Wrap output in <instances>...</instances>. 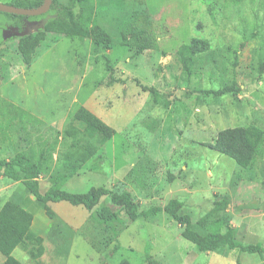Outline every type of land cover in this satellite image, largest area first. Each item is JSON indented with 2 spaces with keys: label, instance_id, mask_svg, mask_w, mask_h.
Listing matches in <instances>:
<instances>
[{
  "label": "rangeland",
  "instance_id": "1",
  "mask_svg": "<svg viewBox=\"0 0 264 264\" xmlns=\"http://www.w3.org/2000/svg\"><path fill=\"white\" fill-rule=\"evenodd\" d=\"M75 11L85 26L97 24L111 35L110 50L49 32L28 64L20 41L42 31L51 15L18 22L0 12V160L23 153L38 161L44 150L39 183L46 193L70 173L60 160L84 146L79 135L64 131L86 107L116 134L62 183L63 190L127 191L140 211L178 199L200 235L232 227L237 245L264 248V141L245 169L202 145L229 128L264 130V0H87ZM133 32L156 49L138 54ZM195 38L211 49L196 57L188 75L177 52ZM233 86L237 93H205ZM216 194L230 197L226 211L213 212ZM7 201L35 215L32 232L44 240L39 259L15 250L23 264H150L149 246L161 264H264V256L227 245L200 252L166 213L131 221L108 197L91 214L67 202L42 204L23 181L0 175V209Z\"/></svg>",
  "mask_w": 264,
  "mask_h": 264
},
{
  "label": "trees",
  "instance_id": "2",
  "mask_svg": "<svg viewBox=\"0 0 264 264\" xmlns=\"http://www.w3.org/2000/svg\"><path fill=\"white\" fill-rule=\"evenodd\" d=\"M87 0H75L77 3L86 2ZM44 0H14L8 4L18 8L36 9L43 5ZM74 3V6L76 7ZM74 6H67L59 0H52L51 8L48 13L35 16L25 17L13 14H6L13 21L20 22L23 19H38L51 15L49 22L42 31L35 35L23 37L19 44V52L26 63H31L40 44L44 41L46 34L49 32L58 33L63 36L84 37L92 40L97 46L105 50L112 48V37L101 26L95 24L85 26L83 15L75 11ZM79 7V6H78ZM140 44L138 54L146 50L156 49V46L146 37L143 38L139 32H133ZM211 49L209 41L203 39H193L189 44L180 47L177 57L182 64L186 74L191 75L195 65L196 57L207 53ZM154 92V88H146ZM238 86L226 87L220 90H209L205 93L208 95L223 96L227 93H237ZM66 137L79 135L83 140L84 146L76 145L73 151L64 156L60 163L63 167L70 169L67 176L60 177L58 182L42 193L40 191L39 179L41 176L42 161L44 160L45 151L40 154L38 161L23 153H17L10 160H0V175L13 181H23L31 195L40 203H60L67 202L73 206H82L89 213H93L103 198L108 197L112 205L124 209L131 221L140 218H148L150 215L166 213L182 229V237L193 243L200 252H211L227 245L228 249L235 251L237 249L250 254H259L264 256V248L261 245H237L234 237V230L228 227L227 232L215 231L207 235H200L193 230V222L190 215L181 214L183 203L178 199H173L164 207H153L148 211H140V204L136 201L134 195L130 192L117 193L110 189L101 187L93 188L87 194H72L62 188V183L71 176L77 174L83 165L96 156L98 147L111 140L116 131L92 111L86 107H80L74 114L72 121L64 131ZM97 140V146H93V141ZM264 141V130L256 125L246 127H235L218 132L213 143H203L204 147L215 150L222 155L233 159L240 167H250L258 154L260 146ZM99 158H102L101 156ZM92 169L98 170L100 165L97 163L91 165ZM217 199L214 203L213 212L226 211L230 205V197L216 194ZM52 216L51 211H47ZM206 217H203L199 223L204 224ZM34 215L23 205L13 201H7L0 209V253L5 258L3 264H23L13 253L19 247L27 249L29 256L33 259H39L44 255V240L41 236L32 232ZM146 261L150 264H161L150 254V246L146 252ZM120 264H130L123 260Z\"/></svg>",
  "mask_w": 264,
  "mask_h": 264
},
{
  "label": "water",
  "instance_id": "3",
  "mask_svg": "<svg viewBox=\"0 0 264 264\" xmlns=\"http://www.w3.org/2000/svg\"><path fill=\"white\" fill-rule=\"evenodd\" d=\"M51 4L52 0H44V3L41 7L36 9H26L0 3V12L25 17H35L48 13L51 8Z\"/></svg>",
  "mask_w": 264,
  "mask_h": 264
},
{
  "label": "crops",
  "instance_id": "4",
  "mask_svg": "<svg viewBox=\"0 0 264 264\" xmlns=\"http://www.w3.org/2000/svg\"><path fill=\"white\" fill-rule=\"evenodd\" d=\"M31 212V211H30ZM34 215V214H33ZM34 218H35V215H34ZM33 222H34V220H33ZM32 231H33V225H32ZM20 248V247H19ZM18 249V248H17ZM4 260H5V258H4Z\"/></svg>",
  "mask_w": 264,
  "mask_h": 264
}]
</instances>
